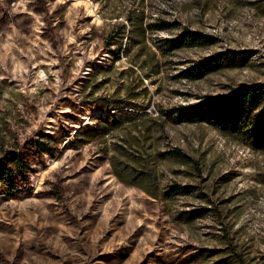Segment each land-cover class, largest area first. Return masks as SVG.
Wrapping results in <instances>:
<instances>
[{
  "label": "rangeland",
  "instance_id": "374dc122",
  "mask_svg": "<svg viewBox=\"0 0 264 264\" xmlns=\"http://www.w3.org/2000/svg\"><path fill=\"white\" fill-rule=\"evenodd\" d=\"M48 2L0 11V157L71 135L0 184V264H264V151L175 112L264 83V0Z\"/></svg>",
  "mask_w": 264,
  "mask_h": 264
},
{
  "label": "trees",
  "instance_id": "16d2710c",
  "mask_svg": "<svg viewBox=\"0 0 264 264\" xmlns=\"http://www.w3.org/2000/svg\"><path fill=\"white\" fill-rule=\"evenodd\" d=\"M13 0L0 3V11L8 12L9 4ZM33 8L42 15L49 12L48 0H31ZM4 11V12H5ZM18 15L15 14L14 17ZM27 22L28 18H22ZM30 20H28L29 22ZM48 27L50 25L46 23ZM52 38L57 39L54 29L50 27ZM55 36V37H54ZM181 40V41H180ZM181 44L189 42L192 45H206L212 43L209 35L191 32L182 39ZM112 40L106 43V49L110 48ZM176 46L175 43H172ZM243 52L232 55L219 53L201 62L196 68L199 76L206 75L226 66L231 61L241 64L245 60ZM66 102V101H65ZM178 120L181 122L191 121L195 123H207L225 137L235 140L244 147L254 151H264V83H247L232 87L227 96H206L198 103L177 107L175 110ZM71 135L58 134L56 139L45 135L41 140L32 142L31 150L34 152L22 153L17 149L5 151L0 157V184L11 194L22 187L23 195H28L34 188V180L29 177L32 172L31 164L41 167L46 164L44 156L55 157L56 149ZM31 162V163H30ZM33 162V163H32ZM180 187H173L179 190Z\"/></svg>",
  "mask_w": 264,
  "mask_h": 264
}]
</instances>
